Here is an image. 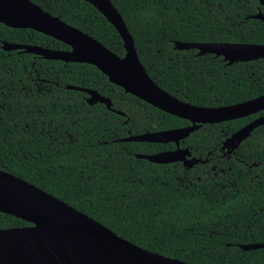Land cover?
I'll use <instances>...</instances> for the list:
<instances>
[{"label": "trees", "instance_id": "obj_1", "mask_svg": "<svg viewBox=\"0 0 264 264\" xmlns=\"http://www.w3.org/2000/svg\"><path fill=\"white\" fill-rule=\"evenodd\" d=\"M120 57L123 42L85 0H30ZM133 37L140 62L164 91L191 105L233 106L264 95V59L231 66L213 55L178 51L176 42L264 45L260 0H111ZM4 42L69 50L29 29L0 24V171L10 173L145 250L190 264H264V126L234 155L227 138L264 112L204 125L181 143L193 169L135 155L174 144L122 142L190 125L111 84L96 67L5 52ZM89 89L108 98L90 105ZM113 111L124 114L118 115ZM0 213V228L29 226Z\"/></svg>", "mask_w": 264, "mask_h": 264}, {"label": "water", "instance_id": "obj_2", "mask_svg": "<svg viewBox=\"0 0 264 264\" xmlns=\"http://www.w3.org/2000/svg\"><path fill=\"white\" fill-rule=\"evenodd\" d=\"M85 1L114 27L123 42V57L30 0H0V24L13 29L33 30L64 43L69 50L9 42H4L2 49L5 52L21 51L47 61L92 65L125 93L191 124L123 139L122 142L127 143L175 145L173 150L135 155L136 159L157 165L181 163L184 168L191 170L208 162V159L193 157L189 148H181V143L194 132L204 125L240 120L264 112V95L218 108L191 105L170 95L146 72L133 37L111 0ZM260 2L264 7V0ZM252 19L264 22V13L259 12ZM174 49L195 50L199 57L213 55L222 58L229 66L264 59V45L256 44L176 42ZM67 89L88 94L87 102L90 105L103 104L109 110L112 109L111 100L93 90L73 86ZM113 112L124 116L121 112ZM261 126H264V115L227 138L221 149L222 158L233 155ZM0 213L30 224L0 228V264H190L140 248L72 206L4 171H0ZM241 249H264V244L243 245Z\"/></svg>", "mask_w": 264, "mask_h": 264}, {"label": "flooded vegetation", "instance_id": "obj_3", "mask_svg": "<svg viewBox=\"0 0 264 264\" xmlns=\"http://www.w3.org/2000/svg\"><path fill=\"white\" fill-rule=\"evenodd\" d=\"M86 2V1H85ZM54 17H57V16H54ZM109 23V22H108ZM110 24V23H109ZM113 27V26H112ZM114 28V27H113ZM16 52H18L19 54L20 53H23V52H21V51H16ZM36 57H39V56H36ZM41 58V57H40ZM43 59V58H42ZM253 121V120H252ZM188 122V121H187ZM191 125V124H190ZM190 125H187V126H190ZM184 127H186V126H184ZM182 128V127H181ZM184 142V141H183ZM168 151V150H167ZM222 151V150H221ZM222 154H223V152H222ZM234 155V154H233ZM233 155H231L230 157H227L228 159H230Z\"/></svg>", "mask_w": 264, "mask_h": 264}]
</instances>
